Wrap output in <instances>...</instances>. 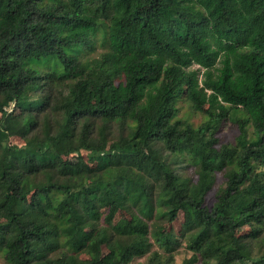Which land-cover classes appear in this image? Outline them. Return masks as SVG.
<instances>
[{"label": "trees", "instance_id": "trees-1", "mask_svg": "<svg viewBox=\"0 0 264 264\" xmlns=\"http://www.w3.org/2000/svg\"><path fill=\"white\" fill-rule=\"evenodd\" d=\"M0 118L6 264H264V0H0Z\"/></svg>", "mask_w": 264, "mask_h": 264}, {"label": "rangeland", "instance_id": "rangeland-1", "mask_svg": "<svg viewBox=\"0 0 264 264\" xmlns=\"http://www.w3.org/2000/svg\"><path fill=\"white\" fill-rule=\"evenodd\" d=\"M102 50L100 49H97V52L96 54H93L92 56H97L98 53H100ZM199 67L198 66H195L193 69H198ZM59 95V94H58ZM181 107L183 108L182 110V115H186L188 116L191 121L196 125V126H199L200 124L203 123L204 121V115L202 113H195L193 110H191V108L188 106L187 103H182L181 104ZM207 107V104L204 103V108ZM14 108L12 107V110ZM56 116V118L58 119V121H61L62 120V114H54ZM1 119V118H0ZM96 124L98 125V127L102 126V122L99 120L96 122ZM233 125L230 124L229 126H225L223 131L221 132L220 134V144L222 143H232L235 141V139L237 137V134L236 132L233 130L232 132L230 131V128L232 127ZM98 127H96V134H95V137L98 135L99 137V131H98ZM108 139H109V146H108V149L112 148V145L114 142L118 141L120 139L121 136L124 135V131L122 129H119L116 125H112L110 127V130L108 132ZM12 144H15V145H19V146H22L24 144V138H13L11 139L10 141ZM90 153H87V152H79V153H73L70 157H69V160H70V167H79V166H82V165H89V167L91 168H95L96 165L95 163H93V161L90 159ZM172 160V159H171ZM173 167L175 169H179L180 167H182V171L181 173H189L190 172V169L187 167V164H184L182 166H179V163L175 162L172 164ZM186 168V169H185ZM224 184V176L222 173H218L216 175V183L212 189V191L210 192V194L208 195V198H207V204H211L213 203V199L215 198V195H216V192L223 186ZM126 216V215H124ZM123 216V217H124ZM182 220V219H181ZM102 224H104V221L102 220ZM177 226V228H176ZM180 226V223H177L175 225V229L176 230H179L181 228L178 227ZM181 241V239H180ZM175 254V262L176 264H183L184 260L187 259V258H190L192 256V253L187 249V242L185 240H182L180 242V244L177 245V248H176V251L174 252ZM81 258L83 259H86L88 258L87 255H82ZM0 264H6L5 262V259L2 255H0ZM131 264H148V256H146L145 258H137L135 259Z\"/></svg>", "mask_w": 264, "mask_h": 264}]
</instances>
